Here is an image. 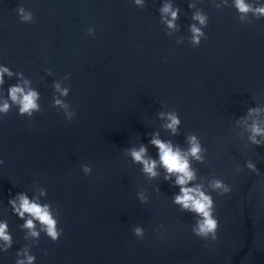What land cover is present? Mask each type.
<instances>
[{"label":"water","instance_id":"water-1","mask_svg":"<svg viewBox=\"0 0 264 264\" xmlns=\"http://www.w3.org/2000/svg\"><path fill=\"white\" fill-rule=\"evenodd\" d=\"M175 2L180 27L169 36L162 0L143 9L131 0H0V62L32 79L42 106L32 118L15 108L0 118V218L16 239L0 264H13L28 243L10 193L31 197L40 188L63 235L53 242L42 234L38 264H264V146L248 144L235 126L249 107L264 105V20L241 24L234 9L203 0L210 22L197 47L189 0ZM20 5L34 11V23L19 21ZM57 80L71 89L62 98L71 120L53 106ZM171 109L183 121L177 136L158 116ZM156 132L182 147L190 132L201 136L206 160L193 167L215 201V241L193 233L197 217L173 202L174 178L160 169L149 179L128 155L144 144L158 159ZM214 178L231 192L208 188Z\"/></svg>","mask_w":264,"mask_h":264},{"label":"clouds","instance_id":"clouds-1","mask_svg":"<svg viewBox=\"0 0 264 264\" xmlns=\"http://www.w3.org/2000/svg\"><path fill=\"white\" fill-rule=\"evenodd\" d=\"M138 8L143 9L148 0H131ZM203 0H189V8L192 9L189 25L190 42L194 46H199L207 38L205 29L208 28L210 17L200 5ZM217 11L225 8H232L237 14L241 24H250L253 21L264 20V0H210ZM19 21L22 24H32L36 20L34 11L20 5L16 9ZM160 22L166 27L167 35L171 36L179 30L178 21L180 19L181 8L177 6L175 0H162L159 6ZM89 32H94L89 29ZM181 42V41H178ZM51 74V73H49ZM15 79V83L8 84L9 80ZM55 94L53 96V106L64 111L65 116L71 120L74 112L66 99L70 95L71 89L57 80L53 84ZM41 93L33 85L30 77L22 70H14L9 65L0 62V118L7 116L15 108L20 116L32 118L42 110ZM163 122L161 127L172 136L180 134L183 121L175 109L160 111L158 113ZM235 126L239 129L238 135L246 136L248 144L264 146V105L249 107L246 115L235 121ZM150 143L158 149V159L152 158L148 154L146 145L141 144L138 148H132L128 155L133 162L142 165L143 173L149 179H156L160 176V169H163L164 179L173 181L180 191L174 196L173 202L183 211H189L196 215L197 219L192 227L196 236L205 240L215 241L218 239L219 220L215 215V201L204 184L199 180L197 170L193 167V161L204 163L207 149L196 132H190L186 136L187 147L174 143L171 139L161 138L159 132L152 135ZM4 163L0 160V166ZM247 168L256 171V165L249 160ZM84 172L91 173V168L85 166ZM208 188L222 194L231 192V186L225 181L214 178L208 183ZM47 195L46 189L40 188L39 193L29 196L27 192H17L14 196L10 193L8 204L12 214L17 216L22 224L19 228L24 233L23 244L15 251L13 264H38V257L34 252V246L39 245L42 234L53 242H58L63 235L59 226L58 212L53 210L51 203L43 202L41 197ZM142 202H147L144 193L139 194ZM135 234L143 238L142 227L134 229ZM16 239L6 218H0V255L9 253L13 249Z\"/></svg>","mask_w":264,"mask_h":264}]
</instances>
